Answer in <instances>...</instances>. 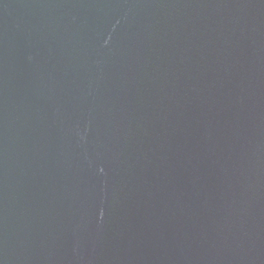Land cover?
<instances>
[{
	"label": "water",
	"instance_id": "water-1",
	"mask_svg": "<svg viewBox=\"0 0 264 264\" xmlns=\"http://www.w3.org/2000/svg\"><path fill=\"white\" fill-rule=\"evenodd\" d=\"M0 264H264V0H0Z\"/></svg>",
	"mask_w": 264,
	"mask_h": 264
}]
</instances>
